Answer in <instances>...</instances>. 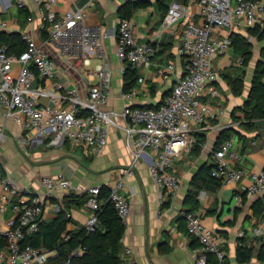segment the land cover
I'll return each instance as SVG.
<instances>
[{
  "label": "built area",
  "instance_id": "2783aa9c",
  "mask_svg": "<svg viewBox=\"0 0 264 264\" xmlns=\"http://www.w3.org/2000/svg\"><path fill=\"white\" fill-rule=\"evenodd\" d=\"M34 1L46 37L38 42L37 38L25 35V46L17 54L8 52L7 46L0 42V104L6 108L8 116L23 129L31 131L25 142L33 146L52 134H62L72 145L83 147L85 151L100 150L108 143L109 128L118 127L123 131L133 162L146 160L159 199L167 198L178 185L177 175L171 170L173 161L180 152L191 150L195 133L214 129L219 132L229 125L234 126L221 122L225 108L216 101L219 75L213 69V60L231 47V32L263 25L264 0H195L199 20L188 18L177 49L184 61V74L176 78L178 71L172 60L155 64L159 78L164 81L176 78L169 93L150 107L125 104L120 112L107 108L112 69L106 61L103 38L109 34L116 36V54L121 70L125 64L132 67L152 65L158 47L151 43H137L129 18L120 19L109 31L101 25L87 24L83 7H69L59 13L56 0ZM16 2L24 6L23 0ZM188 15L187 5L171 0L163 15V26L167 28ZM5 25L1 21L0 30ZM218 29L224 30V34L219 35ZM51 52L63 59L71 70L95 73L98 81L80 92L75 87L65 88L62 81L55 78L58 71L56 58ZM92 58L102 61L88 69L86 65ZM46 79L51 80L49 87L39 84ZM138 82L143 83V77H138ZM137 92L138 87L134 86L122 91L120 97L130 102ZM120 117L122 123L117 121ZM4 140L5 134L0 128V145ZM232 145L233 137L228 136L212 151L211 174L222 181L238 182L244 173L228 163V158L234 155ZM129 172L125 171V175L110 187L108 196L125 226L130 203L121 190ZM249 175L250 184L244 195L253 198L264 192V169ZM41 188L37 191L22 187L0 170V264H76L71 259L52 262L55 251L22 242L44 220L45 202L60 196L54 204L57 211L69 192L85 194L84 206L89 210V216L84 227L92 230L101 204L98 200L100 186L81 190L58 172L41 178ZM183 217L186 232L198 241L195 264H230L224 258L222 237L204 224L201 213L186 210ZM254 232L261 234L258 229ZM243 234L242 231L238 233L239 236ZM67 238L65 232L64 239ZM81 251L82 248L78 247L72 254ZM210 254L213 259H209ZM119 264L126 262L120 259Z\"/></svg>",
  "mask_w": 264,
  "mask_h": 264
},
{
  "label": "crops",
  "instance_id": "0c3cea01",
  "mask_svg": "<svg viewBox=\"0 0 264 264\" xmlns=\"http://www.w3.org/2000/svg\"><path fill=\"white\" fill-rule=\"evenodd\" d=\"M56 1L57 12L62 13L69 7H83L87 24L101 25L109 31L122 19L119 10L124 5H133L139 1L145 3L131 9L128 18L132 22L136 42L156 45L158 52L152 57V65L134 67L136 80L132 87H138V92L128 102L120 97L124 73L120 69L121 62L116 54L117 38L112 34L103 38L106 61L112 69L107 108L120 112L125 104L142 108L155 105L169 93L175 79L184 74V61L178 55L177 49L188 18L199 20L195 0H178L188 6L189 15L167 28H164L162 19L171 0ZM23 2L27 8L26 17L20 11L21 6L16 4V0H0V22L6 23L0 34H17L22 49L25 46V35L37 38L38 42L46 37L36 2ZM262 24L264 25V19ZM217 31L219 35L224 34L222 29ZM235 32L245 38L251 37L245 28ZM251 38L252 58L244 69L241 94L233 95L229 83L242 70L239 55L232 46L225 54L218 55L213 60V69L219 75L216 82L219 97L216 101L225 108V114L220 121L223 124H234L230 129H223L233 137L231 150L234 155L228 158V163L241 169L244 176L238 182L224 180L215 192L201 189L197 194L199 208L196 210L201 213L204 224L222 237V249L230 264H264L258 257V248L264 244V218H255L251 208L254 198L263 195V192L253 198H246L244 195L245 188L250 184L249 174L264 169V119H256L253 130H246L241 125L244 117L240 107L248 97L252 75L264 47V40ZM2 43L7 46L8 52L17 54L22 50L9 48L6 41ZM51 54L56 58L58 72L55 78L61 80L65 88L75 87L80 92L98 81V76L90 70H71L63 59L56 57L53 52ZM168 60L175 63L178 73L176 78L164 81L156 74L155 64ZM101 61L92 58L86 68L93 69ZM74 64H78V61H74ZM138 77H143L144 82L139 83ZM43 81L39 84L50 86V79H46L44 83ZM117 121L122 123L121 117ZM0 128L5 134V140L0 145V165L9 179L22 187L41 191V178L58 172L71 179L81 190L93 185L112 187L125 175V171L130 170L121 190L129 200L130 213L121 240L120 258L126 264H195L199 245L196 238L186 232L183 217L187 210L186 198L189 190L193 189L195 173L204 165H213L211 149L216 135L219 136L222 132H216L215 129L206 132V142L198 155H193L190 151H182L177 155L171 168L178 178L177 188L167 198L160 200L146 160L133 162L123 131L118 127L109 128L108 143L100 150L85 151L83 147L72 145L62 134H52L42 142L30 146L25 140L31 135V131L23 129L8 116L6 108L0 104ZM58 198H49L45 202V221L55 218L54 204L59 201ZM242 198L245 199L244 203ZM69 213L71 219L67 224V231L84 226L89 216V210L84 205L72 206ZM255 229L260 230L261 234H255ZM240 231L244 233L242 236L238 235ZM240 242L255 246L254 255L247 263H239L236 259V249ZM209 256V259H213L211 254Z\"/></svg>",
  "mask_w": 264,
  "mask_h": 264
},
{
  "label": "trees",
  "instance_id": "16d2710c",
  "mask_svg": "<svg viewBox=\"0 0 264 264\" xmlns=\"http://www.w3.org/2000/svg\"><path fill=\"white\" fill-rule=\"evenodd\" d=\"M145 3L139 1L132 4L124 5L119 14L122 18L130 16L131 9L137 6H143ZM20 11L27 16V8L20 7ZM247 32L253 38L259 41L264 40V25L247 28ZM231 46L235 53L239 55L242 70L240 74L233 80L229 81L233 95H239L243 90L244 69L249 64L252 58L251 40L243 35L231 32L229 34ZM6 41L9 43V48L13 50H21L22 44L17 34H0V42ZM158 52V51H157ZM123 87L122 91H128L134 85L136 80L135 68L130 64L124 65L123 70ZM244 119L241 125L246 130H253L254 121L256 119H264V47L262 56L257 61L254 73L252 75L248 97L240 107ZM228 131H222L212 146V151L216 150L218 144L229 136ZM206 142V134L202 132L195 133V142L190 150L193 155H198ZM212 166H202L193 177V185L190 189L186 205L187 210H196L199 208L197 194L201 189H207L215 192L223 183L222 179L211 174ZM0 170L4 172L0 165ZM110 187L101 185L98 194V200L101 201L100 208L96 211L97 223L92 230H87L84 226L74 230L67 231V224L71 216L69 209L72 206H82L86 202L85 194L80 195L69 192L59 204V209L56 211V216L50 221H41L38 229L31 235H26L23 242L32 246H43L50 251H55L56 255L52 258V262H63L71 259L76 264H119L121 252V240L125 232V225L118 216L111 201H109ZM199 191V192H198ZM245 199L242 198V203ZM253 215L257 219L264 218V193L261 196L255 197L252 204ZM65 232L68 233V238L64 239ZM81 247L80 254H72V252ZM255 246L240 242L236 249V259L239 263H247L254 255ZM258 257L264 261V244L258 248ZM226 259V255H224Z\"/></svg>",
  "mask_w": 264,
  "mask_h": 264
},
{
  "label": "water",
  "instance_id": "95a60500",
  "mask_svg": "<svg viewBox=\"0 0 264 264\" xmlns=\"http://www.w3.org/2000/svg\"><path fill=\"white\" fill-rule=\"evenodd\" d=\"M231 127H232V126H227L226 128H227V129H230ZM226 128H225V129H226ZM222 131H223V129H222V130H220V131H219V133H221ZM218 137H219V136H218V135H216V140H217V138H218ZM216 140L214 141V144H215ZM263 193H264V192H263Z\"/></svg>",
  "mask_w": 264,
  "mask_h": 264
}]
</instances>
